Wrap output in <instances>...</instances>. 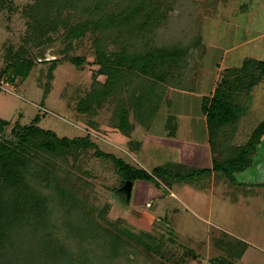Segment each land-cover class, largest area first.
Returning <instances> with one entry per match:
<instances>
[{
    "label": "rangeland",
    "instance_id": "1",
    "mask_svg": "<svg viewBox=\"0 0 264 264\" xmlns=\"http://www.w3.org/2000/svg\"><path fill=\"white\" fill-rule=\"evenodd\" d=\"M38 1L0 0V85L3 80L11 83L7 89L0 88V119L10 122L0 125V133L10 134L14 126L29 125L39 116L41 128L60 137L89 136L108 155H98L91 147L67 154L68 161L46 153L38 157L39 164L57 174L31 180L48 198L47 212L38 220L25 218L18 226L13 227L11 219L5 223L8 230L3 232L0 264H66L78 254L66 224L79 221L82 213L105 228L128 226L136 233L149 232L152 253L144 251V259L130 255L138 260L131 264H215L220 259L228 264H264V137L253 165L245 171L234 176L214 171L201 109L203 98L212 97L225 68L240 66L248 58L264 60V0H164L158 22V26L164 22V27L151 35L157 38L156 46L192 44L174 76L181 80L190 73L196 86L190 92L171 89L150 127L131 114L130 133L114 125L113 106L93 111L79 107L98 68L93 63L99 31H87L66 49L62 35L66 27L59 26L49 33L53 41L46 35L41 45L32 35L31 8ZM111 1L110 10L120 0ZM80 20L72 15L70 23ZM198 37L202 51L195 58L193 45ZM23 47L29 49L34 67L26 78L11 80L3 70ZM78 56L85 60L81 66L72 61ZM241 99L244 110L239 122L223 133L236 146L246 143L264 120V80ZM119 159L151 172L159 166L175 172L159 174L154 181L136 180L129 196ZM61 188L63 201L57 194ZM54 227L62 236L59 243L67 245L66 260L59 258L62 254L51 255L32 236ZM98 251L97 258L89 259L91 264H101L99 256L105 250ZM124 254L113 263L126 264Z\"/></svg>",
    "mask_w": 264,
    "mask_h": 264
},
{
    "label": "trees",
    "instance_id": "2",
    "mask_svg": "<svg viewBox=\"0 0 264 264\" xmlns=\"http://www.w3.org/2000/svg\"><path fill=\"white\" fill-rule=\"evenodd\" d=\"M110 3L111 0H40L31 8L35 21L32 35L34 40L39 39L41 45L44 43L41 40L47 35L46 38L51 43L53 39L49 38V33L64 26L66 28L62 35L67 49L72 46L74 39L84 36L87 31H99L100 34L94 41L96 59L93 63L98 68L88 92L80 99L79 107L93 111L106 104L113 106L114 125L130 133L134 129L131 114L144 127H150L171 89L187 92L194 89V75L192 80L190 73L188 78L181 80L174 76L185 64L188 48L192 44L156 46L157 38L152 37V33L158 35L159 28L164 27V22L158 26L164 0H120L111 10ZM72 15L83 20L72 25ZM194 41L193 57L196 58L202 51V43L199 37ZM29 54L26 47L14 52L13 60L3 73L11 80L26 78L35 64ZM72 61L78 66L85 62L79 56L72 58ZM54 69L52 66L49 71L51 79ZM99 77L103 79L100 80ZM262 80L264 60L248 58L240 66L225 68L212 97L203 98L201 109L206 116L214 171L234 176V172L241 173L253 165L258 146L264 137V120L257 124L243 145H232L230 135L225 140L223 133L227 126L234 127L239 122L244 110L242 95L249 94ZM39 122L40 117L37 116L29 125L14 126L10 134L0 133V247L4 244L3 232L8 230L5 223H9L10 219L14 227L25 222V218L38 220L45 214L48 198L36 190L31 180L47 178L46 173L55 176L56 171L49 170L48 165L39 164L38 157L46 153L68 161L67 154L91 147H96L95 153L98 155H108L89 136L60 137L53 130L41 128ZM0 125L7 126L10 122L0 119ZM118 164L120 170H123V182L141 179L154 181L159 174L175 172L163 166L156 167L151 172L133 167L120 159ZM55 186L57 187L56 183ZM57 194L63 201L65 191L58 189ZM63 212L65 215L68 213L66 210ZM67 225L71 230L68 236L78 244V254L70 257L66 264H91L89 259L97 258L95 255L100 253L98 248L105 250L99 256L101 264H114L112 259L121 258L124 251V255H127L126 264L138 261L130 259V255L144 259L147 258L144 251L152 253L148 241L151 236L149 232L136 233L128 226L119 229L105 228L94 223L85 213L81 214L79 221H67ZM32 236L52 252L51 255L62 254L59 258L66 260L67 245L59 243L63 240L56 227L54 231L46 230ZM215 264L228 263L225 259H220Z\"/></svg>",
    "mask_w": 264,
    "mask_h": 264
},
{
    "label": "crops",
    "instance_id": "3",
    "mask_svg": "<svg viewBox=\"0 0 264 264\" xmlns=\"http://www.w3.org/2000/svg\"><path fill=\"white\" fill-rule=\"evenodd\" d=\"M169 98V94H168V97L166 98V100H165V102L161 105V107H160V109L162 108V106L165 104V103H167V99ZM160 109H159V111H160ZM159 111H158V113H159ZM157 113V114H158ZM205 116V115H204ZM205 118H206V116H205ZM167 124V123H166ZM167 126H168V124H167ZM209 136H208V128H207V138H206V142L207 143H209ZM208 148H209V151H210V157H211V165L213 164V162H212V152H211V147H210V143L208 144Z\"/></svg>",
    "mask_w": 264,
    "mask_h": 264
},
{
    "label": "water",
    "instance_id": "4",
    "mask_svg": "<svg viewBox=\"0 0 264 264\" xmlns=\"http://www.w3.org/2000/svg\"><path fill=\"white\" fill-rule=\"evenodd\" d=\"M133 181L131 180H127L125 185H124V188L126 189L128 195L130 196V193H131V188H132V185H133Z\"/></svg>",
    "mask_w": 264,
    "mask_h": 264
},
{
    "label": "built area",
    "instance_id": "5",
    "mask_svg": "<svg viewBox=\"0 0 264 264\" xmlns=\"http://www.w3.org/2000/svg\"><path fill=\"white\" fill-rule=\"evenodd\" d=\"M11 85L10 82H6L5 80L2 81L0 88L7 89Z\"/></svg>",
    "mask_w": 264,
    "mask_h": 264
}]
</instances>
